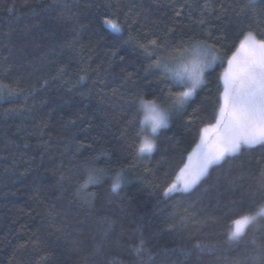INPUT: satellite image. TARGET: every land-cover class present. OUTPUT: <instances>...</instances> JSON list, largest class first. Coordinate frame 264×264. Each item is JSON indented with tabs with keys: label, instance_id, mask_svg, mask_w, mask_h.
Here are the masks:
<instances>
[{
	"label": "trees",
	"instance_id": "1",
	"mask_svg": "<svg viewBox=\"0 0 264 264\" xmlns=\"http://www.w3.org/2000/svg\"><path fill=\"white\" fill-rule=\"evenodd\" d=\"M261 11L248 0H0V264H264V226L228 239L235 219L264 204V148L164 195L216 122L239 30L264 38ZM166 35L170 46L206 41L222 60L144 157L139 96L168 109L169 92L184 90L145 72L167 53L148 57L141 45ZM94 169L100 182L80 190Z\"/></svg>",
	"mask_w": 264,
	"mask_h": 264
},
{
	"label": "snow or ice",
	"instance_id": "2",
	"mask_svg": "<svg viewBox=\"0 0 264 264\" xmlns=\"http://www.w3.org/2000/svg\"><path fill=\"white\" fill-rule=\"evenodd\" d=\"M259 3L262 6L261 16L264 17V0H248L249 6ZM180 12L176 15L180 16ZM245 7L235 12L239 20L247 17ZM219 18V17H218ZM108 27L120 32L121 26L114 19L105 21ZM199 23L203 24L201 20ZM174 29L169 28L168 32ZM239 45L230 56L227 57V67L220 76L223 82V91L220 93L219 105L215 124H210L201 129L200 142L189 154L188 160L196 157V164L190 167L185 164L180 169L184 177L178 186L176 183L169 185L164 192L168 196L174 192H188L197 186L201 180L208 175L213 166L221 165L229 158L240 154L242 150L254 149L258 146L264 148V38H257L253 31L238 32ZM148 57L156 55L157 51H165V56H156L155 61L145 68L146 73L159 70V74L174 85L181 86L184 90L169 92L172 103L168 109H160L156 100H145L139 96L140 108L145 113L140 124H148L151 134L155 135L161 128L168 126V121L174 112L180 111L188 101L196 94L198 88L205 82V74L213 70L217 61L222 57L214 50L213 46L198 38L189 37L188 41H180L179 44L170 46L167 35L164 40L150 41L149 47L141 45ZM115 55V54H114ZM186 56H191L189 64L181 63ZM123 59V57H121ZM83 79V78H82ZM76 120L68 122L67 126L75 125ZM143 132L141 127L140 135ZM209 133L215 135V139L209 140ZM70 142L75 141V136L67 137ZM83 145L77 147V151ZM156 148L153 139L147 136L141 140L138 151L140 153H152ZM104 169H94L89 173L87 180L80 185V190H86L90 184L100 182V176L96 173H103ZM64 179V177H61ZM178 180L180 177L177 178ZM121 187V177L118 175L112 184V191L115 192ZM264 191V186H262ZM264 204L253 214H244L233 221L234 228L228 235L229 241H239L250 225L264 226ZM105 230L111 225L105 220L101 223ZM144 242L140 241L135 252L140 256L144 251ZM204 245L198 243L197 248Z\"/></svg>",
	"mask_w": 264,
	"mask_h": 264
},
{
	"label": "rangeland",
	"instance_id": "3",
	"mask_svg": "<svg viewBox=\"0 0 264 264\" xmlns=\"http://www.w3.org/2000/svg\"><path fill=\"white\" fill-rule=\"evenodd\" d=\"M106 26H107V28H109L108 27V25L106 24ZM110 29V28H109ZM111 30V29H110ZM113 31V30H112ZM115 32V31H114ZM121 32V31H120ZM120 32H116V33H120ZM192 60V57L191 56H186L185 57V59L181 62V63H183V64H189L190 65V61ZM216 65V64H215ZM215 65H214V67H215ZM213 67V68H214ZM206 75V74H205ZM223 83V82H222ZM201 88V87H200ZM200 88H198L197 89V91L200 89ZM197 91H196V93H197ZM195 96V95H194ZM193 96V97H194ZM193 97L191 98V99H193ZM190 99V100H191ZM159 107V106H158ZM160 109H162L161 107H159ZM142 113H143V117H144V115H145V113L143 112V110H142ZM170 120V119H169ZM168 124H169V121H168ZM162 129H164V128H161L160 130H159V132L162 130ZM158 132V133H159ZM158 133L157 134H155V135H153V134H151V132H150V126L148 125V124H144L143 125V135H142V139H143V137H145V136H147L148 138H150V139H153L154 140V143H155V138H156V136L158 135ZM208 136H209V140L210 141H212V140H214L215 139V135L213 134V133H209L208 134ZM141 139V140H142ZM154 152V151H153ZM152 152V153H153ZM152 153H140L142 156H144V157H149V156H151V154ZM196 162H197V160H196V157L195 156H193V159H192V161L191 162H188V164H190V167H194L195 166V164H196ZM178 177H180V179L178 180V179H176V181H175V183L179 186L181 183H182V181H183V179H184V177L183 176H181V173L179 174V176ZM177 177V178H178ZM174 193H176V192H174ZM171 194H173V193H171ZM234 228V227H233Z\"/></svg>",
	"mask_w": 264,
	"mask_h": 264
}]
</instances>
